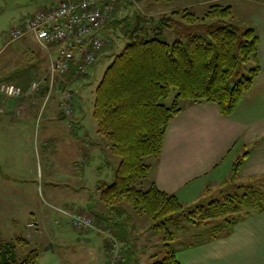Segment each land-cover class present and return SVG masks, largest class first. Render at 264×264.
Instances as JSON below:
<instances>
[{
  "label": "trees",
  "instance_id": "trees-1",
  "mask_svg": "<svg viewBox=\"0 0 264 264\" xmlns=\"http://www.w3.org/2000/svg\"><path fill=\"white\" fill-rule=\"evenodd\" d=\"M231 17L232 8L219 4L210 6L200 18L189 9L163 15L160 25L180 38L171 44L146 38L153 18L137 19L134 28L123 30L126 45L94 90L96 132L108 142L110 154L119 159L111 182L100 184V201L111 209L127 206L147 219L153 231H164L163 256L160 260L151 257V264H180L172 248L175 233L166 227L178 216L194 226L208 227L207 234L218 238L229 234L233 216L242 211L247 197L251 212L264 211V192L252 189L250 194L228 195L222 201L185 209L175 195L160 191L154 184L147 190L136 188L150 171L144 160L160 157L167 127L182 111V102L212 103L221 116L229 117L252 87L260 70L256 62L258 36L251 27L242 30L230 25ZM250 63L245 76L244 68ZM171 90L176 95L166 107L163 102ZM247 155L235 161L233 175ZM38 258L39 249L27 239L0 238V264H38Z\"/></svg>",
  "mask_w": 264,
  "mask_h": 264
},
{
  "label": "crops",
  "instance_id": "crops-1",
  "mask_svg": "<svg viewBox=\"0 0 264 264\" xmlns=\"http://www.w3.org/2000/svg\"><path fill=\"white\" fill-rule=\"evenodd\" d=\"M261 1L257 0L258 8L252 18L253 24L251 26L258 36L256 62L260 67L252 87L229 117L221 116L218 107L212 103L190 104L183 102L182 111L171 120L167 127L160 157L149 164L150 171L147 179H145V188L148 189L154 184L160 191L175 195L185 209H191L198 205L206 206L216 200L222 201L223 197L228 195L238 197L244 193L250 194L251 189L264 192V1ZM59 2L61 0H46L35 13L56 6ZM123 4L127 5V3ZM124 12L125 10L121 6L114 5V11L109 14L106 25L93 33L107 41L111 27L117 25L112 24L116 19L114 14L118 13L119 16H122ZM144 16L151 18L147 13ZM17 29L23 28L20 26ZM5 39L8 41L7 43L10 42L8 35ZM20 41L22 48L19 50L25 51L20 57H28L27 65L34 64L35 53L33 51H42V55L37 56L38 59H44L47 63L50 62L48 55L38 45L32 34H25ZM108 46L107 43L97 53V61L92 66L86 67L84 73L78 71L79 67L83 65V57L81 53H77L75 60L71 63L70 72L56 80L52 97L57 111H62L60 102L64 90L71 88V90H78L71 101L75 123L80 124L82 116L86 114L83 109L86 100L83 90L88 83H94L99 77H102L109 65L106 61L107 66L101 69V72L103 71L101 74L98 68L100 65L102 66L101 62L106 59H103L106 54L104 50ZM51 48L52 52L58 49L57 46ZM20 57L18 56V58ZM13 60L16 61L14 58ZM14 61L11 60V62ZM32 82L35 81H28L29 85ZM19 86L25 93L23 99L27 98L26 102L28 101L26 111L19 116L14 115L10 106L11 102L0 99V119H5L3 123L14 125L18 123L19 126L21 121H27L29 117L37 116L40 112L41 100L45 94L44 88H47V85L45 84L42 92L32 93H28L29 90L26 85L20 84ZM37 106H39L38 111H36ZM54 107L52 109L50 107V112H53ZM60 114L61 120L67 118L63 111ZM67 135L74 145L78 146L79 142H84L90 148L91 145L87 141L84 130L72 129L68 131ZM98 141L102 147L105 144V151L109 152L108 142L103 141V139H98ZM48 142L50 143L49 140L46 143L48 144ZM244 153H248V155L242 161L235 176L233 175V165ZM105 159L110 158L105 155ZM112 160L115 168L118 162L115 159ZM97 165L99 166L95 169L102 166L100 163ZM76 178L78 182H81L80 177L77 176ZM104 182L98 179L96 186L93 187L98 192V198L96 195L93 196L92 192L85 187H67L69 199L58 210L71 214L86 213L90 215L96 225V230L75 231L71 227L68 217L58 211L60 214L57 221L59 235H73L79 241L93 243L96 247L101 245L106 259V232L124 246L122 264H130L128 263L129 259L134 256L135 259L132 260L131 264H151L153 262L151 257L156 256L158 259L162 254V237L158 233L160 231H153L151 223L147 219L138 216L127 206L107 208L100 201V192L98 191L100 184ZM214 187H218L216 191L218 195L215 192L210 194ZM249 187L251 188L247 189ZM219 189L220 191H218ZM204 196L213 197L212 201L208 204H199ZM249 199V197L246 198L242 211L233 216L234 221L229 229V234L220 235L218 238H212L208 234L202 237L193 235V230L187 227V220L184 216H178L172 220L176 225H180V218L183 219L181 229L189 235V238L184 235V239L181 238L172 245L179 263L264 264V211L253 210L251 212L252 205ZM39 220L42 225L41 218ZM39 220L34 221L36 224L34 231H37L34 234L43 233ZM47 239L49 241V238ZM50 241L47 250L57 246L52 239Z\"/></svg>",
  "mask_w": 264,
  "mask_h": 264
},
{
  "label": "rangeland",
  "instance_id": "rangeland-1",
  "mask_svg": "<svg viewBox=\"0 0 264 264\" xmlns=\"http://www.w3.org/2000/svg\"><path fill=\"white\" fill-rule=\"evenodd\" d=\"M45 1L0 0V84L8 82L24 84L29 90L28 81H35L40 83L37 92L43 91L46 84L43 83V79L50 62L47 63L44 59H38L37 56L42 55V51H33L35 53L34 64L27 65L28 57H20L23 55L22 52L25 53V51L19 50L22 48L21 41L16 40L7 43L5 38L11 29L20 28V26L25 29L26 24L34 17L36 10ZM123 3H127V5ZM116 4L121 6L125 12L122 16H119L118 13L114 14L116 19L112 24L117 25L111 27L110 36L107 37L109 46L104 50L106 54L103 59H106L101 62L102 66L100 65L98 68L100 72L102 68L107 66L106 61L111 64L113 57L125 47L126 40L122 30L134 28L137 19L141 20L146 13L150 15L151 19L152 17L154 19L153 23L146 28L148 30L146 38H157L171 44L180 38L174 31L167 30L163 25H160V18L172 11L189 9L191 13L200 18L212 5H230L232 17L228 22L233 27L243 30L252 26V18L258 8L257 0H135V2L119 0L114 5ZM176 19L184 24L180 17ZM143 25V21H139L141 29L144 28ZM14 50H18V52ZM50 51H53L52 48ZM30 62L32 61L30 60ZM251 63L244 68L243 74L245 76H248L247 71ZM59 77V75L55 77L54 87L49 93L50 97L46 101L44 100L45 97L41 100L42 105H40L41 109L37 116L29 117L27 121H21L19 126L18 123L15 125L3 123L5 119H0V238L11 240L15 236H20L27 239L33 247L39 249L38 264H103L106 259L101 245L96 247L93 243L79 241L73 235L60 236L57 227L60 215L58 209L62 208L69 199L67 187H85L92 192L93 196L96 195L98 198V192L93 188L96 186V181L100 179L105 183H110L114 170L112 159L119 163L118 158L105 151V144L103 147L101 146L98 139H103L105 142L106 140L97 134L96 123L92 118L94 90L102 77H99L94 83H88L83 90V95L86 98L83 109L86 114L82 116L80 124L76 123L74 127L70 126V120L67 118L61 120L60 113L62 111H57L54 107L55 102L52 94ZM71 89L64 90V93ZM71 92L75 96V92L78 93V90L74 89ZM46 94L47 92H45V96ZM175 95V90H171L169 97L163 104L170 107ZM26 99L10 101L12 110L16 107L23 108L21 111L23 114L27 107L28 101L26 102ZM50 107L51 109L54 107L53 112H50ZM38 110L39 106L36 107V111ZM74 121L75 118H72L71 122ZM72 129L86 132L87 141L91 145L90 148L84 142H79L78 146L71 142L67 133ZM47 140L50 143L47 144ZM105 155L109 156L110 159H105ZM153 161L154 158L149 157L144 160V163L149 165ZM99 163L102 166L95 169ZM77 176L80 177L81 182H78ZM145 179L147 177L137 183V189L147 190L144 186ZM217 188H212L210 194L215 192L218 195ZM212 198L204 196L199 204H208ZM39 218L42 220V225ZM35 220H39L43 233L34 234L37 232L34 231L36 229L28 228V225L34 224ZM182 225L183 219L181 218L180 225H176L172 221H168L166 224L167 229L175 233L173 244H176L184 235L189 236L181 229ZM186 225L193 230V235L199 237L210 232L206 226L195 228L188 222ZM163 232V230L158 232L161 237H163ZM219 233V230L215 231V234ZM51 239L56 242L57 246L47 250ZM121 248L123 251L124 246L122 244ZM162 256L163 253L156 260H160ZM134 259L135 256L130 258L128 263L131 264Z\"/></svg>",
  "mask_w": 264,
  "mask_h": 264
},
{
  "label": "built area",
  "instance_id": "built-area-1",
  "mask_svg": "<svg viewBox=\"0 0 264 264\" xmlns=\"http://www.w3.org/2000/svg\"><path fill=\"white\" fill-rule=\"evenodd\" d=\"M119 0H61L56 6L35 13L34 17L26 24L25 29H11L8 37L10 41L20 40L25 34L34 36L38 45L44 49L49 57V69L43 80L47 85L45 101L50 97L54 87L55 77L67 75L71 70V63L77 53L83 57V65L79 73H84L86 67L92 66L97 61V53L105 47L106 40L93 32L101 29L113 11V5ZM135 2V0H130ZM99 4H102L101 6ZM52 46H57V51H50ZM56 52V53H55ZM40 83L32 82L28 93L39 90ZM22 88L15 83L0 84V98L4 101H16L24 97ZM73 93H63L60 108L64 115L73 118L74 111L71 106ZM23 108H15L14 115H21ZM71 127L74 122H69ZM68 217L70 225L75 231L89 232L96 230L93 218L86 213L71 214L58 210ZM28 228L36 229V224H29ZM106 236V264H122L123 253L121 243L112 235L105 232Z\"/></svg>",
  "mask_w": 264,
  "mask_h": 264
}]
</instances>
